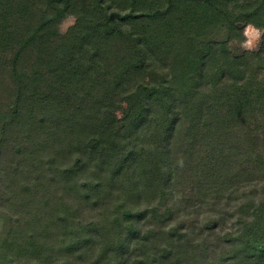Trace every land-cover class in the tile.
Masks as SVG:
<instances>
[{"label":"trees","instance_id":"16d2710c","mask_svg":"<svg viewBox=\"0 0 264 264\" xmlns=\"http://www.w3.org/2000/svg\"><path fill=\"white\" fill-rule=\"evenodd\" d=\"M12 46L0 264H264V0H0Z\"/></svg>","mask_w":264,"mask_h":264},{"label":"rangeland","instance_id":"374dc122","mask_svg":"<svg viewBox=\"0 0 264 264\" xmlns=\"http://www.w3.org/2000/svg\"><path fill=\"white\" fill-rule=\"evenodd\" d=\"M75 18L74 16H67L65 17L58 25V33L63 34L67 31V29L74 24ZM261 29L253 26L252 24H245L242 26V41H232L229 44V51L236 53L239 49L240 50H249V51H256L258 50L260 46V36H261ZM225 38V34L221 32L217 35L218 40H222ZM17 46H12L11 48H7L6 50L0 52V117H4L7 119V117L10 114L9 109L10 106L13 104L15 97H16V83L10 74L11 70V60H13V56L16 53ZM50 50V49H49ZM32 48H29L25 51H23L18 56V67L21 68V70L25 69L28 70L30 67V64L32 63L34 59V54L32 53ZM215 67H211L209 69L210 73L214 72ZM209 91V90H208ZM223 91V90H221ZM100 93V92H98ZM214 93L209 91L208 95V101H213ZM118 112V111H116ZM218 112L220 114V109H218ZM90 121V120H89ZM13 126V125H12ZM12 126L6 125L5 127L2 126V122L0 121V195L3 193L5 194V184L4 178L1 177L2 172L4 173L8 167L7 164L14 165L18 161V158H20L19 151L16 152L17 148L13 147L15 146V142H17L19 145H26L27 141L26 136H21L19 139H15L18 135H16L14 132H12ZM117 129V128H116ZM260 132H264V124L262 125ZM15 139V140H14ZM21 143V144H20ZM53 153H46V157L50 156L53 157ZM17 165V164H16ZM22 169H26L28 167L29 169L32 167L31 163L25 162L23 166H21ZM3 178V179H2ZM264 182V180H262ZM264 184V183H263ZM184 191H187L188 188L186 186H182ZM242 190H246L245 187H242L237 191L239 193L240 197H243ZM177 197V195H175ZM174 197V198H175ZM200 209H202V206H200ZM203 210V209H202ZM198 211V216H193L192 220L197 224L200 222L201 219H203L205 216L204 211ZM227 216V215H226ZM2 216H0V225L2 221ZM180 218H183V216H180ZM234 221V217L227 216L226 222H224L223 228L224 230L228 229L232 222ZM172 222H174V219H172ZM222 232V230H219V233Z\"/></svg>","mask_w":264,"mask_h":264}]
</instances>
